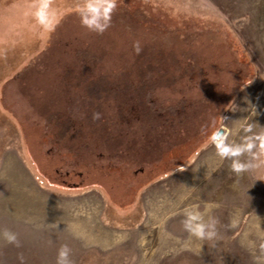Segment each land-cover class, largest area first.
<instances>
[{
    "label": "rangeland",
    "instance_id": "374dc122",
    "mask_svg": "<svg viewBox=\"0 0 264 264\" xmlns=\"http://www.w3.org/2000/svg\"><path fill=\"white\" fill-rule=\"evenodd\" d=\"M48 2L52 30L40 0H0V228L20 241L0 264H55L61 244L73 264H264V0H116L102 33L83 0ZM194 206L214 243L184 229ZM92 211L140 241L79 242Z\"/></svg>",
    "mask_w": 264,
    "mask_h": 264
},
{
    "label": "clouds",
    "instance_id": "9594fccd",
    "mask_svg": "<svg viewBox=\"0 0 264 264\" xmlns=\"http://www.w3.org/2000/svg\"><path fill=\"white\" fill-rule=\"evenodd\" d=\"M116 7V0H83L82 5L78 9L80 23L89 31L102 33L104 32L111 22L112 11ZM36 21L48 30H52L54 23L52 20L53 13L50 10L48 0H40L36 11L34 12ZM135 50L138 52V44L134 45ZM99 113H94L93 118H98ZM259 139V150L264 152V135L257 137ZM213 143H216V134L213 133L210 137ZM257 148V144L252 138H245V142L236 146H227L217 144V154L221 158L225 157H238L241 153H252L253 149ZM253 165L247 161L239 159H232L231 169L237 174L247 170ZM184 229L195 238L199 240H207L215 242L217 238V220L215 217L209 216L205 219L204 213L198 207L185 209L184 219L182 221ZM0 239L7 243L14 244L19 247L20 241L17 233L7 229L0 228ZM264 248V245L261 246ZM23 264L24 257H19ZM55 264H73L71 258V248L67 244H61L57 249Z\"/></svg>",
    "mask_w": 264,
    "mask_h": 264
},
{
    "label": "crops",
    "instance_id": "0c3cea01",
    "mask_svg": "<svg viewBox=\"0 0 264 264\" xmlns=\"http://www.w3.org/2000/svg\"><path fill=\"white\" fill-rule=\"evenodd\" d=\"M79 216L82 215L79 214ZM90 217L91 219L88 223H84L83 221L79 222V242L81 243L86 242L89 243L90 247L99 248L102 250L118 251L119 245L133 241V235L136 236V238L138 235L139 239L137 242L140 241L139 230L138 234L135 233V230L133 231L131 228H113L111 230H101L100 226L93 220L94 212Z\"/></svg>",
    "mask_w": 264,
    "mask_h": 264
}]
</instances>
